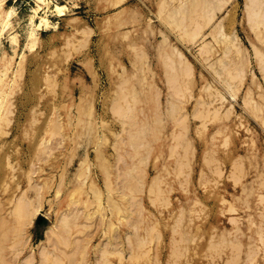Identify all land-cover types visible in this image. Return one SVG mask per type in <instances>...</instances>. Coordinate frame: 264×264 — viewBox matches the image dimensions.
I'll list each match as a JSON object with an SVG mask.
<instances>
[{
  "label": "rangeland",
  "instance_id": "obj_1",
  "mask_svg": "<svg viewBox=\"0 0 264 264\" xmlns=\"http://www.w3.org/2000/svg\"><path fill=\"white\" fill-rule=\"evenodd\" d=\"M58 1L0 85V264H264V38L246 0ZM7 3L22 49L33 0ZM20 196L32 223L11 217ZM52 222L58 248L30 257Z\"/></svg>",
  "mask_w": 264,
  "mask_h": 264
},
{
  "label": "bare ground",
  "instance_id": "obj_2",
  "mask_svg": "<svg viewBox=\"0 0 264 264\" xmlns=\"http://www.w3.org/2000/svg\"><path fill=\"white\" fill-rule=\"evenodd\" d=\"M232 0H225V2H230ZM209 6V5H208ZM245 13L247 15V20L251 26L252 29H255L258 33L263 32V38H264V0H246L245 3ZM217 10V9H216ZM215 10V11H216ZM68 11V5L62 2H59L58 0H33V5H31L30 13L28 15V22L26 24L25 28V38L26 42L24 47H21L20 43V35L16 31H10L14 27V20H17L18 14L14 6L9 5L7 3V0H0V85L6 83L8 86L12 85L15 81L16 77L18 76L20 72V61L23 58L25 54V47H33L36 41L40 38L39 34L41 30H47L51 27H56L58 22H53L50 18L51 15H58L63 16ZM216 13V12H215ZM215 15H210V18L214 19ZM215 22L211 21V26L215 25V28L219 26V24H214ZM201 26L195 24V29L192 31L191 35L194 41H198L199 39L203 38L205 36L204 27L200 28ZM80 29L77 28V31ZM85 30V29H84ZM8 39L7 41L10 43V47L13 51V54L10 55L6 50L2 47V41L3 39ZM207 43H203L200 47V50H205L207 48ZM173 49L177 52L178 56L182 58V61L188 62L187 57L185 54L180 51L177 47H173ZM20 50V51H19ZM173 50V51H174ZM257 56L260 60V67L264 71V55L262 51L257 50L256 51ZM15 55H17V58L19 57L20 60H15ZM186 67H181V70L179 74L186 75L187 73H190L191 70L187 65ZM186 73V74H185ZM173 78V77H172ZM5 103V96H2L0 94V119L2 118V108ZM98 192H100L98 190ZM11 217H25L29 216L31 223L34 222L33 219L36 217H39L40 211L39 209L36 210V212H33L32 216L30 214V208H26V199L22 198L21 196L18 197V200L16 201V204L14 205L12 211L10 212ZM105 214V213H104ZM39 219V218H38ZM6 223H3V226L6 227ZM10 227H16L15 231L19 235L17 237V241L21 244H19L20 247H26V237L25 235H21V227L18 224H13ZM1 231L4 228H0ZM11 229V228H10ZM13 231V230H11ZM8 230L2 231L0 233V255L3 254L6 247H3L4 243L6 242V238L8 234L11 232ZM31 234L29 233L27 237H29ZM58 235L57 230V224L52 222L51 224L47 225L45 227L44 231V238L39 241V243L35 246L29 245V255L32 257L33 255L35 257L40 256L44 257L47 255V253L50 250L58 248V242L56 240V236ZM82 244L79 239L74 244V251L80 252L82 249ZM20 249V248H19ZM28 255V256H29ZM27 256V257H28ZM3 260V259H2Z\"/></svg>",
  "mask_w": 264,
  "mask_h": 264
}]
</instances>
